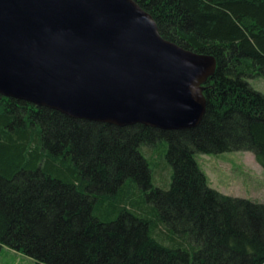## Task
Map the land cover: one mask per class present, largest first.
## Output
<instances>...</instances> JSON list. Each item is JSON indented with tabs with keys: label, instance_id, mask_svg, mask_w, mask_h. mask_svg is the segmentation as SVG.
Instances as JSON below:
<instances>
[{
	"label": "trees",
	"instance_id": "16d2710c",
	"mask_svg": "<svg viewBox=\"0 0 264 264\" xmlns=\"http://www.w3.org/2000/svg\"><path fill=\"white\" fill-rule=\"evenodd\" d=\"M134 1L165 40L216 58L201 123L116 127L0 95V251L35 264H264V204L211 188L196 160L250 152L264 169V94L249 82L264 77V0ZM162 140L168 188L147 159Z\"/></svg>",
	"mask_w": 264,
	"mask_h": 264
},
{
	"label": "water",
	"instance_id": "95a60500",
	"mask_svg": "<svg viewBox=\"0 0 264 264\" xmlns=\"http://www.w3.org/2000/svg\"><path fill=\"white\" fill-rule=\"evenodd\" d=\"M216 58L165 40L134 0H0V95L76 120L185 131Z\"/></svg>",
	"mask_w": 264,
	"mask_h": 264
},
{
	"label": "rangeland",
	"instance_id": "374dc122",
	"mask_svg": "<svg viewBox=\"0 0 264 264\" xmlns=\"http://www.w3.org/2000/svg\"><path fill=\"white\" fill-rule=\"evenodd\" d=\"M251 86L264 94V77L249 79ZM168 142L162 140L151 147L147 159L152 162L155 187L168 188L173 169L167 164ZM208 185L218 192L235 198L264 204V169L250 152H226L217 155H196ZM155 163V164H154ZM159 164V165H158ZM164 185H167L164 187ZM0 264H35V260L8 247L0 251Z\"/></svg>",
	"mask_w": 264,
	"mask_h": 264
}]
</instances>
